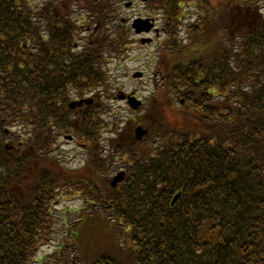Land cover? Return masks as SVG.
Instances as JSON below:
<instances>
[{"label": "trees", "instance_id": "1", "mask_svg": "<svg viewBox=\"0 0 264 264\" xmlns=\"http://www.w3.org/2000/svg\"><path fill=\"white\" fill-rule=\"evenodd\" d=\"M75 1L97 24L77 51L70 0H0V264H37L56 203L74 195L96 220L85 233L81 217L70 239L78 258L63 264H264V16L204 0L178 45L183 0H148L173 26L143 119L156 143L104 146L106 98L76 115L67 103L70 91H108L105 62L126 50L129 30L114 0ZM66 132L87 141L80 168L52 154ZM115 163L126 177L111 188Z\"/></svg>", "mask_w": 264, "mask_h": 264}, {"label": "rangeland", "instance_id": "2", "mask_svg": "<svg viewBox=\"0 0 264 264\" xmlns=\"http://www.w3.org/2000/svg\"><path fill=\"white\" fill-rule=\"evenodd\" d=\"M117 1L118 4L121 6L120 16L131 19L134 17H145L142 15L145 14L144 3L142 0H132L135 1V6L131 9L125 8L123 6L124 0ZM193 1L195 2V0ZM216 1L218 0H209L212 5ZM230 1H232L231 6L236 3L243 4L244 2L246 3V1H248L249 4H253L256 2L262 4L264 2V0H251L252 2H250V0ZM35 2H39V0H36ZM115 4L116 0H114L113 5L115 6ZM223 4L225 3L223 2ZM197 10L198 12L201 11L202 6L200 7L199 3H197V5L196 3H191V7L185 6L180 11L181 13L186 12V16H191V18H193L195 17ZM252 10L253 9L251 8L250 11ZM80 15H78V13H75V17H79ZM185 22L186 20L184 21V23ZM160 26L161 23L160 21H158V27L160 28ZM243 26L244 25H242V27ZM232 28L234 31H238L240 29L237 19L234 20ZM149 36L154 38V36ZM162 37L163 36H160L159 39L155 38L156 42H153L151 45L142 46L138 41L139 36L131 34L130 40H134V43L128 47L130 51L127 56H123L122 60L117 59L116 61H112L109 64L107 68V70H109L108 74L110 75L108 81V88L110 89L109 92H112L115 95H113L111 98H106L108 104L107 108L110 107V110L109 113L101 115L105 127L112 128L115 124H119V126L122 128L125 126L124 130H126L130 126L128 125L130 124V122H128L129 119H136L137 116L142 115L140 113L142 112V110L133 112L125 101L118 99L117 95L122 91L125 93L134 92L135 95H137L141 100H145L149 97L151 99L153 97V77H155V70L156 68H158L161 62V54H159L157 50H159L160 48L159 42ZM137 70L145 72L144 77L142 79H135L132 77V73ZM156 104H159V102H157ZM153 105L156 106L155 104ZM167 109L170 108H162L163 111H166ZM111 111L116 112L115 115L113 114L114 117L112 116ZM103 137H110V135L109 133L104 132ZM60 143L61 145L59 147L61 150V155L59 156V159L62 163L64 162V166L66 165L65 167L69 166L72 168L80 166L84 159V151L80 143L76 140H73L72 142L61 141ZM92 210L93 208L91 206H84V202L82 201L81 197L77 195L62 198L60 201H58V204L55 206L53 234L50 242L40 248L37 255L40 260L37 264H54L59 263V261H61L63 264L64 261L72 262L73 260L76 262L77 252L75 246L71 244V232L75 228L77 222L80 220V217H89L90 214L88 213L92 212ZM92 220L96 219L90 217L85 220V222L89 224L86 226V228H84L85 233H87L86 231L88 230L89 226L92 227V223H89Z\"/></svg>", "mask_w": 264, "mask_h": 264}, {"label": "water", "instance_id": "3", "mask_svg": "<svg viewBox=\"0 0 264 264\" xmlns=\"http://www.w3.org/2000/svg\"><path fill=\"white\" fill-rule=\"evenodd\" d=\"M152 26L151 21H149L148 19L146 20H142L140 18L134 19L133 23H132V27L135 28L136 32H140L142 30L148 31L150 29V27ZM140 73H135L134 76H139ZM120 98H125L124 95H120ZM128 104L132 107V108H136L140 102L138 100H136L134 97L128 96L126 97ZM86 103H89L90 100H84ZM81 102H72L70 104V107H73L75 105H79ZM136 132V136L137 138H141V136L143 134H145L147 132V130L143 129L141 126L136 127L135 129ZM124 173L123 172H119L117 173L114 178L111 181V185L114 186L118 181H121L123 178ZM179 194H176L172 200V202L178 197Z\"/></svg>", "mask_w": 264, "mask_h": 264}, {"label": "flooded vegetation", "instance_id": "4", "mask_svg": "<svg viewBox=\"0 0 264 264\" xmlns=\"http://www.w3.org/2000/svg\"><path fill=\"white\" fill-rule=\"evenodd\" d=\"M126 138H129V139H132L133 137H134V134H133V131H131V133L130 134H127V135H125V134H123ZM121 138H123V136L121 135ZM111 140H108V142H110Z\"/></svg>", "mask_w": 264, "mask_h": 264}]
</instances>
